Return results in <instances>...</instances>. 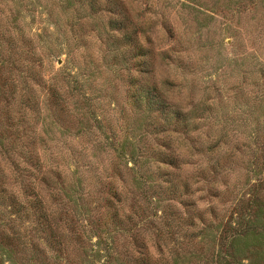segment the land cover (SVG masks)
I'll return each instance as SVG.
<instances>
[{"label":"rangeland","instance_id":"1","mask_svg":"<svg viewBox=\"0 0 264 264\" xmlns=\"http://www.w3.org/2000/svg\"><path fill=\"white\" fill-rule=\"evenodd\" d=\"M119 2L136 34L128 45L111 29L114 16L102 2L91 10L80 0H0V264H102L90 252L97 238L84 220L100 224L113 242L112 264H140L147 248L161 264H174V256L180 264H215L223 254L218 236L233 221L236 204L264 178V0ZM144 62L148 71L142 72ZM134 79L155 85L166 115L183 114L181 131L167 130L156 107L135 101L140 84ZM52 84L55 95L48 92ZM78 94L97 120L78 106ZM127 140L149 157L143 172L154 171L158 209L172 207L176 227L169 231L160 218L147 224L152 206L143 200L131 238L109 224L106 191L129 186L130 173L108 142L120 148ZM128 152L125 146L126 158ZM25 153L37 156L38 165L24 163ZM161 153L176 166L160 163ZM42 180L51 181L64 202L78 200L82 209L76 214L68 206L64 218L76 222L71 236L88 241L87 248L76 243L64 254L36 232L26 202L39 197L57 214L54 190ZM166 180L190 185L184 204L160 195ZM127 199L126 211L134 201L130 194ZM21 203L24 210L12 213ZM193 204L204 211L205 224L186 222ZM204 226L205 241L198 244L193 235ZM70 229L59 222L54 242Z\"/></svg>","mask_w":264,"mask_h":264},{"label":"trees","instance_id":"2","mask_svg":"<svg viewBox=\"0 0 264 264\" xmlns=\"http://www.w3.org/2000/svg\"><path fill=\"white\" fill-rule=\"evenodd\" d=\"M81 3H87V5H90V9L94 10V4L97 2L104 3L106 10L112 14L114 17L110 20L111 29L121 34L124 38L123 41L127 45L130 44L133 41V36L136 35L135 32L129 31V26H133L132 21H129L128 16L126 15L125 8L123 5L119 2L120 0H80ZM128 25V29H127ZM139 69H141L142 72L148 71L147 69V63L144 62L142 66H139ZM143 69V70H142ZM140 72V71H139ZM139 81L134 79L133 85L137 86ZM56 85H50L48 86V92H52V94H56L55 90L52 88H55ZM139 89L138 93L137 90ZM135 90L137 93L135 98V101L141 104L151 105V107H156V111L161 116V118L164 120V126L167 125V130H173V131H181L179 129V125L183 123L184 116L182 113L177 112L173 115H170L169 112H167V115L165 114L164 108L168 107L160 98L159 94L156 91L155 85H147L145 83L140 84L139 88ZM134 92V93H135ZM56 99H60V97H56ZM78 106L83 107L87 106L91 116L94 120H97L96 115L91 110V107L89 103L87 102L88 99H86V96H81L78 94V98L75 100ZM155 109V108H154ZM154 113V112H153ZM164 113V114H163ZM186 127V126H182ZM163 129V128H162ZM166 129V128H165ZM164 130V129H163ZM17 144H15L16 146ZM108 145L111 148H114L117 153V159L122 158L123 163H125V169H127V172L130 173V184L129 186L127 184L119 185L117 186H110L108 188L107 194L109 195V198L106 201V215H108V221L109 224L114 227V231L117 233H124V236L126 237H132V234L134 233V230L137 229L139 223L141 222L139 220V217L143 216V211L139 210V206L137 204H140L143 201L150 204L152 207L148 208L150 209V214L152 216L146 217V220H148L147 224L153 223V219L160 218V220L163 222V225L165 228L169 231L170 228L176 227L175 222V216L172 214V207L171 205L166 204L164 207V210H159L157 203L158 200L154 198V194L157 195L153 188V179L152 175L154 171L151 170V172L146 169L143 172V165L144 163L148 162L149 157L145 154V152L142 150V148H136V145L131 141H123L120 144V148L113 146L114 143L108 142ZM2 146V142L0 139V149ZM127 146L129 148L128 158L125 157L124 153V147ZM264 149V148H263ZM7 153V151H6ZM264 153V150H263ZM27 153L23 154V156H20L21 159H23L24 163L30 165L33 167V163L35 165H38V159L37 156L34 158L33 155H26ZM163 155V156H162ZM165 156V158H164ZM4 157V156H2ZM24 157V158H23ZM167 157V158H166ZM264 157V156H263ZM8 159V158H6ZM22 161V160H19ZM22 161V162H23ZM154 161V160H153ZM160 163H167L176 166V160L172 156H166L165 154L161 153V158L158 160ZM41 162V161H40ZM18 163V162H17ZM131 163L130 166L128 164ZM158 171L156 170V173ZM264 174V164H263V172ZM3 174L5 176V169L3 171ZM16 180L23 176L22 173H19V176L15 174ZM144 176L146 178H150V181L146 183L144 181ZM41 183L43 184L44 188L50 187L51 190H54V194L52 196V202L56 207V215H60L61 218H54L56 215H54L53 209L47 207H42L43 204H41V200L39 197H36L33 202H26L27 205V211L28 215L31 214V216L34 215V221L35 223V230L36 232L41 235L45 242L49 246H56L55 250L58 252H63L64 254H67V250L70 246L75 245L76 243L80 244V248L84 249L86 242L84 239H82L81 236H77V240H73V237L71 236L74 234V225L76 222H72V220H69L68 218H64L66 215L67 207L73 208V211L78 214L77 211L79 209H82L79 207V203L77 202V199L70 198L69 202H64L62 198L57 197L58 189H55V187L51 186V181H45L42 180ZM147 185V186H145ZM157 185V183H155ZM128 186V187H127ZM53 187V188H52ZM165 189H161L160 195L167 194L169 197V200H176L180 199L181 203L183 202V197L188 195L189 193H193L190 191V185L188 183L180 184L176 182H172L171 180H166V186ZM152 191V192H151ZM151 192V193H149ZM131 195L134 199V201L131 202L129 210H125L124 205L122 203L126 202L128 199V195ZM40 196H43L42 194H39ZM159 195V193H158ZM139 196V198H137ZM15 198L12 197V201ZM137 199V200H136ZM152 200L154 202H152ZM71 203V204H70ZM186 203V202H185ZM187 204V203H186ZM16 207L15 213L18 211L24 210V207L20 204ZM190 206V204H187ZM154 206V207H153ZM14 209L15 207L12 206ZM135 208V210H134ZM196 206L193 204V211L194 215L192 217H189L186 219V222L188 225L192 227H196L198 223H204V211L197 212ZM30 211V212H29ZM72 211V210H71ZM196 211V212H195ZM85 218L90 216V209L84 208L83 210ZM160 212V214H159ZM10 214V213H9ZM10 214L9 219H12ZM160 215V216H158ZM233 221L229 222L224 228L223 231L218 236V245H219V251H221L223 254L220 255L217 254V261L215 264H244V260L248 261V264H264V178L259 180L258 183H256L253 186L252 192L250 193V196L247 198V200L241 199L239 204H236L235 211L232 214ZM65 221V225H67L69 228H72L68 230V235L63 234L62 238H60L58 241L54 242L53 233L56 231V227H58V223ZM85 226L88 227L87 232H90V234L96 236L97 242L95 245L91 246V254L96 258L103 259L102 264H112V262L117 258L113 248V242H108L106 238L102 235V231L99 227L100 224L95 223L91 219L92 224H87L86 220ZM203 224V225H204ZM90 225V226H89ZM84 228V226H82ZM202 228L198 233L193 235V238L199 240L198 244L205 241V230ZM166 232L168 235V238L172 236L171 232ZM201 232V236L198 235ZM162 233H156V236L159 238L161 237ZM199 236V237H198ZM167 240V239H163ZM196 241V240H194ZM25 244V243H23ZM78 244V245H79ZM94 247L95 249H93ZM145 246L143 245V248ZM87 248V247H86ZM90 248V247H89ZM159 247L157 246V249ZM171 248H168L167 251L168 254H171ZM199 250L202 249V247L198 248ZM148 255L144 254L143 259L140 261V264H161L160 260L157 261V259H153L151 257V254L154 250L151 252L147 248ZM161 256L164 255L163 250L159 248ZM149 252L151 254H149ZM244 253L245 257H242V254ZM68 256H70L68 254ZM200 257V256H198ZM174 260V264H180V259L174 256L172 258ZM164 261V259H161ZM94 263V260H92Z\"/></svg>","mask_w":264,"mask_h":264},{"label":"water","instance_id":"3","mask_svg":"<svg viewBox=\"0 0 264 264\" xmlns=\"http://www.w3.org/2000/svg\"><path fill=\"white\" fill-rule=\"evenodd\" d=\"M60 63H61V61L59 60V61H58V64H60Z\"/></svg>","mask_w":264,"mask_h":264}]
</instances>
